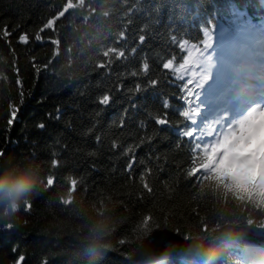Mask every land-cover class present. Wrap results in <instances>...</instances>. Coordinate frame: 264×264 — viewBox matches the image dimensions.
Segmentation results:
<instances>
[{"label":"trees","instance_id":"1","mask_svg":"<svg viewBox=\"0 0 264 264\" xmlns=\"http://www.w3.org/2000/svg\"><path fill=\"white\" fill-rule=\"evenodd\" d=\"M67 3L0 0V178H40L18 212L0 204V264H143L170 245L168 264H201L185 255L198 244L211 264H252L264 193L203 168L213 145L182 114H200L199 92L163 65L219 24L260 27L264 0H84L56 19Z\"/></svg>","mask_w":264,"mask_h":264},{"label":"rangeland","instance_id":"2","mask_svg":"<svg viewBox=\"0 0 264 264\" xmlns=\"http://www.w3.org/2000/svg\"><path fill=\"white\" fill-rule=\"evenodd\" d=\"M232 23V26L219 24L212 31H207L203 42L198 45L186 44L183 48L185 58L182 63L188 60V64L184 68L180 67L182 63L176 64L174 61L172 67L167 68L179 80L189 79L196 86L199 82L197 87L200 93L199 99L204 104L205 118L199 123L198 116L195 115L194 125L198 129L203 127L205 141L214 145L231 134L229 129L233 133L238 132L239 121L248 112L264 111V103L258 102L250 103L251 105L247 106L248 111L243 114H238L235 108L239 104L237 102L247 103V100H251V97L246 95L254 94L256 100L264 101V67H253L247 53L248 46L254 51H259L256 52V61L264 63V48L262 46L257 48L254 45V43L257 45L264 43L262 39L264 25L262 30L261 27L252 25L250 19L245 17L235 18ZM201 53L206 59H202L200 64H195ZM241 66L245 68L240 72L238 68ZM205 75L207 78L203 79ZM251 84L253 87H250ZM245 103L241 105L246 106ZM222 118L225 121L224 125L218 123ZM214 123L216 124L213 126ZM246 250L251 254H258V249L254 246H249Z\"/></svg>","mask_w":264,"mask_h":264},{"label":"snow or ice","instance_id":"3","mask_svg":"<svg viewBox=\"0 0 264 264\" xmlns=\"http://www.w3.org/2000/svg\"><path fill=\"white\" fill-rule=\"evenodd\" d=\"M84 5V0H79V3L74 5L72 0H68L64 11H61L56 19L63 16L69 8L81 7ZM107 15V13H104ZM55 24V19L49 20L45 25L47 28H51ZM207 35V32L205 33ZM40 39L39 36L36 37ZM24 42H27V36L21 37ZM144 37H140L142 42ZM58 43V41L56 42ZM188 44V41H183L180 44V47L183 49L185 45ZM207 47V45L205 46ZM116 49H108L103 53L104 56H108L110 52H115ZM118 57L124 56L123 51L118 52ZM211 55V53H208ZM202 59H206L203 53L200 54V57L196 59L195 64H200ZM188 64V60H185L184 63L180 65L181 68H184ZM103 67L104 65H100ZM164 68H171L172 61L163 65ZM148 64H144V70L147 71ZM194 74V73H193ZM206 75L203 79H206ZM191 81H189L190 83ZM199 86V82L197 84ZM191 95V92L189 93ZM200 93H196V98L199 99ZM102 104H107L109 102V97L105 96L101 101ZM191 111L195 112L196 109ZM186 118L192 120L193 117L190 115L189 111H184L182 113ZM15 113H13V116ZM158 123L163 125L167 121L164 119L158 120ZM195 123V121H193ZM40 128H43L44 125L40 124ZM195 128L192 130L185 131L183 135L187 137H193ZM230 135H227L223 138L222 142L216 143L211 148V156L208 158L209 163L203 165L205 170H208L210 167L214 168L215 178L218 183L222 185L227 191L234 190H246V191H255L260 190L264 192V111L257 112L252 110L247 113V115L239 121V131L233 133L229 129ZM197 148L200 147L199 144L196 145ZM207 151V147L204 149ZM2 155V153H0ZM56 161H53V165H56ZM199 171L198 168L192 169L191 174H195ZM53 178H48V184H53ZM75 182H73L74 184ZM145 187H148L145 184ZM150 190V189H149ZM21 260L23 257L20 258Z\"/></svg>","mask_w":264,"mask_h":264},{"label":"clouds","instance_id":"4","mask_svg":"<svg viewBox=\"0 0 264 264\" xmlns=\"http://www.w3.org/2000/svg\"><path fill=\"white\" fill-rule=\"evenodd\" d=\"M39 179L31 171L16 168L7 171L0 178V204L5 205L8 214L18 212L22 203H28V198L37 188ZM174 251L170 245L160 253H150L144 258L143 264H168ZM185 255L193 261H200L201 264H211L215 258L214 250L211 247L205 248L203 244L187 249ZM252 264H264V253L254 259Z\"/></svg>","mask_w":264,"mask_h":264},{"label":"bare ground","instance_id":"5","mask_svg":"<svg viewBox=\"0 0 264 264\" xmlns=\"http://www.w3.org/2000/svg\"><path fill=\"white\" fill-rule=\"evenodd\" d=\"M213 1H216V0H213ZM261 15L264 16V11L262 12ZM250 87H253V85H250ZM253 96H254V94L246 95V97H251V100H247L248 101L247 103H245L244 101L243 102H237L239 104L236 105L235 108H236L238 114H243L245 111H248L247 106L251 105L250 103H256V102H258L260 104L264 103V101L262 99L256 100ZM241 103H245L246 106L241 105ZM177 264H180V263H177Z\"/></svg>","mask_w":264,"mask_h":264}]
</instances>
